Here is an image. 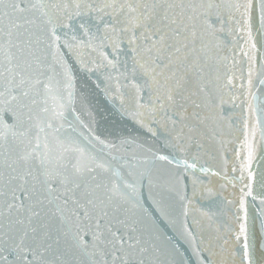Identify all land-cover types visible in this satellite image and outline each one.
Wrapping results in <instances>:
<instances>
[{
	"label": "snow or ice",
	"instance_id": "obj_1",
	"mask_svg": "<svg viewBox=\"0 0 264 264\" xmlns=\"http://www.w3.org/2000/svg\"><path fill=\"white\" fill-rule=\"evenodd\" d=\"M0 264H264V0H0Z\"/></svg>",
	"mask_w": 264,
	"mask_h": 264
},
{
	"label": "water",
	"instance_id": "obj_2",
	"mask_svg": "<svg viewBox=\"0 0 264 264\" xmlns=\"http://www.w3.org/2000/svg\"><path fill=\"white\" fill-rule=\"evenodd\" d=\"M229 147V149L231 148V146H228Z\"/></svg>",
	"mask_w": 264,
	"mask_h": 264
}]
</instances>
